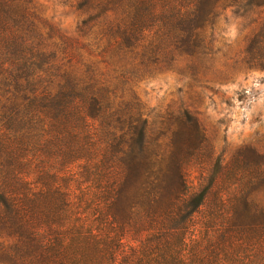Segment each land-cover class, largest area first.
<instances>
[{
  "label": "trees",
  "instance_id": "trees-1",
  "mask_svg": "<svg viewBox=\"0 0 264 264\" xmlns=\"http://www.w3.org/2000/svg\"><path fill=\"white\" fill-rule=\"evenodd\" d=\"M63 2L73 33L0 0V264H264V163L192 181L198 122L153 130L135 84L228 10L264 44V0Z\"/></svg>",
  "mask_w": 264,
  "mask_h": 264
},
{
  "label": "rangeland",
  "instance_id": "rangeland-1",
  "mask_svg": "<svg viewBox=\"0 0 264 264\" xmlns=\"http://www.w3.org/2000/svg\"><path fill=\"white\" fill-rule=\"evenodd\" d=\"M41 15L73 33L82 15L63 0H34ZM248 22L223 13L214 27L213 51L199 60L180 58L170 67L145 69L136 91L151 113V128L176 127L185 113L204 136L190 179H209L216 163L231 177L236 163H264V44ZM210 38V36H209ZM264 198V191L260 195Z\"/></svg>",
  "mask_w": 264,
  "mask_h": 264
}]
</instances>
